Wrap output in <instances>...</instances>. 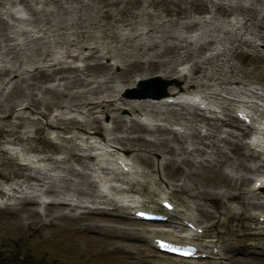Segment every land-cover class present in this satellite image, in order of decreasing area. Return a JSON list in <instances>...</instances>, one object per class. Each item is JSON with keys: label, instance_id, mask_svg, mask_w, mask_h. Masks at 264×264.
I'll return each instance as SVG.
<instances>
[{"label": "rangeland", "instance_id": "374dc122", "mask_svg": "<svg viewBox=\"0 0 264 264\" xmlns=\"http://www.w3.org/2000/svg\"><path fill=\"white\" fill-rule=\"evenodd\" d=\"M36 1L29 0L34 7L40 5L41 7H49L52 9L50 16H59L60 19L63 13L70 14L71 16H68L70 18L80 12L85 17L91 15L94 21L98 18L103 23L102 11L105 8H110L116 16H119L116 7H112V5L109 7L104 6L101 0H51L52 3L49 2L47 4L42 2L44 0L40 2L38 0V3ZM198 2H202V6L204 4L209 11H201L199 14L196 10L199 11L201 9L193 10L190 8L191 5L197 6ZM217 2L223 3L227 8H230V5L235 8L242 6L249 8V11L245 13L244 11L233 9L232 15L225 17L222 16V12L213 11L211 4ZM259 2V0H185L181 5L189 9V14L194 19H203V17L208 19L209 13L213 14L217 25L218 22L223 23L228 19L232 21L233 19L241 18L242 15L245 17H251L252 15L254 23L251 24V29L253 34L264 35V2L263 5ZM152 4L149 8L154 13L152 18L154 22L159 20V16L166 19L167 16H165L164 10L168 7H174V9L179 7V5L175 6L170 0H152ZM118 5L119 7L124 5V7L126 6L132 11H138L137 7L150 4L147 0H137L127 4L125 1H119ZM3 6L23 10L25 18L32 16L19 0H0V10ZM174 17V15L171 16V18ZM90 18L84 19L83 25L88 30L95 31L94 33L98 37L101 35L106 40L103 41L106 44L114 45L116 41L108 39L98 28L93 29L90 27L88 23ZM64 21L65 17L61 19V23H64ZM12 22V20L9 21L10 24ZM164 28L165 31L170 32H175L178 29L172 24ZM191 28L183 30V32L188 37L195 39L196 34L191 36L189 31L192 30L193 32L199 26L194 25ZM204 28L207 33L200 38L197 37L194 43L191 44L190 41H149L154 42L155 46L147 51L145 58L164 61L166 66L169 65L170 68H174V70L170 71L171 76L169 78H162V80L169 82L166 90L176 89L174 80L179 68L180 73L183 74L179 73L182 77V82L192 83L195 79H198L204 83L213 84V81L202 78L201 74L205 64H202V69L200 70H193V67L196 62L199 63L204 55L207 56L210 52L227 47L230 61L237 69L245 71L243 75L247 80H244V82L250 83L247 86L244 85L245 87L240 90L251 89L252 86H255L259 91L264 92V61L259 56L264 54V42L254 41L255 46L258 48L256 51L251 45L238 44L239 42H231L224 39L226 35L223 31L216 29L217 27H214L213 24H207ZM108 31L111 32V29H106L105 33H108ZM164 34V32L155 33V35L161 37H164ZM247 34L244 36H247ZM18 36L15 34V40H19ZM120 37L122 38V35ZM211 37H217V41H207ZM83 39L85 40L86 37ZM144 39L150 38L145 37ZM124 41H135V38L130 35ZM90 42L89 40L81 41V43L85 44ZM145 42L147 43L148 41ZM178 42L187 44L191 52L190 59L182 58L184 51H180L177 48L164 49L166 45ZM5 43H8V41L0 33V62L13 58L7 51L4 53ZM201 43L203 45L200 46ZM21 45L20 43L16 54ZM59 45L62 48L65 43H59L55 46V41H28V47L23 50L27 53L25 67L29 69L25 72V79L4 84L3 82L1 83L0 78L1 108L11 106V101L18 102L21 97H24V102H28L30 105L29 109H25L21 119L14 116L9 117L6 120L7 123L3 125L2 131H0V188L3 190V193L0 194V264H220L217 262L220 259H225V263L230 264H264V235L252 237V233L257 229L254 227L262 225L264 221L258 219L259 213L264 214V190L262 193L257 194L249 191L253 179L260 174H264V155L249 158L246 154V156L240 158L238 153L248 152L242 144V141L245 142L248 136H242V133L234 125L230 127L222 126L220 119L209 117V112L197 109L196 105L188 106L185 109H180L178 106L162 105L157 106L158 108L163 107L160 109L162 112L147 110V113H133L127 109V106L118 105L117 101H120V99H117L115 103L119 108L112 110L111 114L110 111L106 113L107 110L102 106L96 107L93 113H88L87 108L72 110L63 108L60 111L54 106V103L56 101L65 102L67 98L63 96L71 93L83 94L84 92L85 95L94 101L100 97H106L100 95L109 94H114L112 95L113 97L120 96L124 100H130L140 99V97L135 95L136 91L134 90L140 87L137 83L138 80L134 86L127 87L128 82H120L116 78L112 82L105 84L103 80L106 75L102 74V71L94 69L81 70L76 73L91 81V84H88L89 86H96L100 89L96 94L86 91L87 87L84 84H72L70 80L64 84V79L55 78L57 74L50 79H45L36 72L35 68V65L43 66L45 62L38 61L33 64V61L40 52H53L60 47ZM9 46L10 44H8L7 49ZM39 46L42 50L37 48ZM122 50L124 53L129 51L136 52L135 49L129 48H123ZM162 50L164 51L162 52ZM160 52L162 53L157 55ZM67 60L72 65L80 68L83 67L85 62L93 63L98 61L102 64L109 62V60L101 58V56L86 60H73L70 57ZM114 61V59L111 60L112 63ZM183 62L187 64L186 68L181 71V67L177 66ZM158 69L147 67L141 72L151 71L148 77H152L157 75L154 73L161 71ZM112 71L118 73L122 70L118 67H113ZM62 73L71 76L74 72L63 71ZM66 84L67 87H65ZM112 85L120 89L112 91ZM47 87L54 88L57 92L49 91L46 89ZM230 87L236 89L238 85L233 83ZM193 89L197 90L198 88L195 87ZM205 90L213 92L211 87ZM127 92L128 94H126ZM62 93L65 95H62ZM239 93L221 91L219 98H210L213 104L219 105V109L228 108L226 119L231 120L235 125L238 121L234 111L237 107H242V104L238 102L234 106V103L230 104L229 102L232 99L235 102L236 98L242 99ZM35 100L40 101L39 105H35ZM43 102L48 105L45 107ZM38 111H49L47 118L52 122L55 120L56 113L61 114L62 119L59 120V123L62 124L61 126H74L67 121L69 117L75 118L74 120H81L85 130L73 128L71 131H67L59 127L57 129L49 128L48 130L43 125L44 118L39 115ZM183 112L185 115L182 114ZM198 114L210 118V120H205ZM110 115L113 120L119 117V124L116 125L115 121L112 122ZM216 115L220 118L223 117L221 110ZM95 116L99 117L102 124L99 133H94L95 125L97 126L99 123V119H97L96 123L92 121ZM33 120H37L43 125V137L39 138L36 136L37 132L34 130ZM2 121L5 120L0 118V122ZM146 121H152L157 123L158 126L167 127L177 133L173 131L176 134L174 135L169 131L146 130L142 127L145 124L142 122ZM246 128L248 129V127ZM228 132H231L235 137H230ZM251 132L252 129H250ZM205 133H210L215 135V137L203 136ZM15 134H30L34 138L29 143L24 141L16 142L14 140ZM85 134L90 135L89 139L91 140L97 139L96 135L104 136L119 151L125 147L129 148L127 156L133 165L135 173H122L116 168L114 170L108 169L109 174L107 176L113 175L119 180H115L112 183L115 187H126L132 194H138L139 196L135 197L139 200L138 206L154 207L160 210L163 209L160 201L161 196L164 195L163 190H167L166 195L168 196L166 199L173 203L175 209L180 212L186 211L196 225L204 228V232L198 234L199 238L197 240L193 239L192 243L207 244L210 240H215V242L219 243L223 253H213V256L198 257L191 261L183 260L180 263L175 257L157 253L153 242L149 241L147 236L145 237L144 235L149 233L148 231L169 230L177 234L180 239L186 234V227L183 224L172 228L168 225L157 223H140L136 222L135 219L129 218V220L121 218L119 222L113 219L110 214L112 213L111 206L115 200H112L110 204L107 198L105 200L97 195L103 188L99 185L90 187L87 184L89 179L96 177L92 174L97 171V159L78 162L68 153L65 147L72 146L73 151H70V153L74 152L76 155L78 153H90V149H82L85 145L78 146V143L84 139ZM200 136L203 137L200 138ZM70 137L71 141H63ZM222 137H226L227 142L230 144L221 141L220 138ZM142 141L147 144H143ZM235 144L240 147L235 146ZM32 145L35 150L26 151L24 154L16 155L14 152L7 150L9 147L23 149ZM36 148L40 149L36 150ZM2 149L3 151H1ZM113 153L117 152L113 151ZM44 154L61 161H43L41 162V164L45 165L43 170L28 165L26 168H20V165L25 161L23 155L36 158ZM64 157L70 158L64 160ZM148 160L151 161L150 164H147ZM238 161L243 165L249 166V169L241 168L238 165ZM136 172L138 175H136ZM37 173L40 176H48L49 183L54 184L55 189H59V193L43 192L40 187L32 183V180H24L27 174L38 175ZM98 173L100 176L103 174L99 171ZM61 185H67L69 190H60ZM75 189L92 192V195L75 192ZM33 191L37 195L41 193L49 201L44 202L40 197H37L36 201L29 200ZM8 195L10 196L9 198L7 197ZM59 200L77 201L80 205L74 206L73 209L67 206L54 207L53 202ZM132 205L131 203L130 206ZM125 207L118 210L120 214L126 215L124 212ZM95 208L108 210L107 218L105 220L89 219L84 214L86 209ZM239 212L245 216L244 222L249 229L246 230L244 225L242 226L238 220L228 219V215L238 214ZM89 223L92 225L88 226ZM118 224L120 229L117 228ZM166 224H169V222ZM126 228L129 231H136V239L132 240V242H128V238H117ZM257 230L264 234V228ZM157 234L155 233L154 235ZM127 236L129 235L127 234ZM180 240L184 241L185 239ZM244 243L248 245L242 250V253L233 250L234 247Z\"/></svg>", "mask_w": 264, "mask_h": 264}, {"label": "bare ground", "instance_id": "6f19581e", "mask_svg": "<svg viewBox=\"0 0 264 264\" xmlns=\"http://www.w3.org/2000/svg\"><path fill=\"white\" fill-rule=\"evenodd\" d=\"M21 1L27 10H29V14L31 13V17H26V18H19L17 14L21 13V9L19 8H11V7H2L0 10V33L3 34L6 37V40L8 43L4 44V53L7 51L8 54L12 55L11 60H2L0 62V78H1V83L3 82L4 84L11 83L12 81H19V80H24L25 79V72L29 70L27 67H25V61L27 58V53L24 52L23 50L28 47V41H55V46L58 45L59 43H65V46L61 48V46L55 51L50 52V51H43L38 54V57H36L33 61V64L41 61L45 62L43 66L40 65H35L36 72L39 73L42 77L45 79H50L53 77V75L57 74L55 78L59 79H64L65 83L66 81H69L72 84H84L86 85V91L91 92V93H98L100 91L99 88L96 86H89L88 84H91V81H88L85 77L79 76L76 72L81 71V70H100L102 71V74L106 75L105 79L103 80V83H108L112 82L113 80L118 79L120 82H128L126 85L127 87L134 86L137 80L139 79H144L150 76V72L148 70L141 72L145 68H159L158 70H161L157 73L158 76L161 78L167 79L169 78L170 71L174 70V68H170L169 65H165L164 61H159V60H151L145 58V55L148 50H151L154 48L155 43L154 42H149V41H190L191 43H194L195 39L200 38L203 34H206L205 30V25L207 24H213L214 27H217L216 29L223 31V33L226 35L224 39H227L231 42L236 41L240 43H243L245 45H251L252 48L255 50L258 48L255 46L254 41H263L264 42V35L261 34H253V31L251 29V24L254 23L253 16L251 17H245L242 15L241 18H236L231 20L224 21L223 23H219L218 25L216 24L215 17L213 14L209 13V18L206 19L203 17V19H194L190 16L189 14V9L185 8L181 3H184L185 0H170L176 5H179V7H168L167 9L164 10L166 19H163L162 17L159 16V20L154 22L152 21L154 13L152 12V9L149 8V6L153 5L152 0H147V2L150 5H141L137 7L139 9L138 11H132L124 7V5L120 6L118 5L119 1H125V3H133L136 2L137 0H101L104 6H111L116 7L119 16H116L110 8H105L102 11V18L104 19V22L101 23L98 18H96V21L93 20V17L91 15H88L85 17L84 14L78 12L76 16L68 17L71 16L70 14L63 13L61 15V19L65 17L64 23H61V19L59 16H50V12L52 9L49 7H34L31 5L29 0H19ZM42 0H39V2ZM262 5L264 0H259ZM38 3V0L36 1ZM42 2H45V4L51 2V0H44ZM213 7V11L215 10L216 12H222V16L229 17L232 15L234 12L233 9H237L241 12H247L249 11V8L246 7H237L235 8L233 5H230V8H227L223 3L217 2L214 4H211ZM141 7V8H140ZM191 9H201L199 11L196 10L200 14L201 11L203 12H208V8L203 4L202 2H198L197 6H190ZM136 9V10H137ZM3 10V11H2ZM70 10V9H68ZM174 15V18H171V16ZM91 17V18H90ZM90 21L88 22L90 27L93 29L98 28L104 34L108 37V39H111V41H116L114 45H109L106 44L103 41H106L102 36L100 35L99 37L97 36L95 31H90L86 28V26L83 25L84 19H89ZM12 20L13 22L10 24L9 21ZM54 20V21H52ZM179 20V21H178ZM178 27L177 31L175 32H170V31H165V26L170 24ZM108 24V25H106ZM194 25H198L199 28L195 29L197 30L196 38H190L188 35H185L183 30L186 29H192L191 27ZM111 29V32L108 31V33H105L106 29ZM197 28V27H195ZM9 29V30H8ZM182 29V30H181ZM235 29V30H234ZM9 31V32H8ZM121 31V32H120ZM127 31V32H126ZM158 32H164V37L157 36L155 33ZM189 32H192L190 30ZM94 33V34H93ZM249 35H248V34ZM15 34L19 35V40H15ZM247 34V36H244ZM122 35V38L120 37ZM130 35H132L133 38H135V41H124L126 40ZM86 37L84 40L83 38ZM145 37H149L150 39L145 40ZM153 37V38H152ZM100 38H102L100 40ZM222 38V37H221ZM217 37L213 38L211 37L207 41H215ZM89 40L91 41L90 43H81V41H86ZM16 41V42H15ZM22 41V42H19ZM145 41H148L147 43ZM217 41V40H216ZM20 43L22 44L19 48L18 53L16 54V50L18 49ZM8 44H10L9 48L7 49ZM203 45L202 43L200 46ZM72 47V48H70ZM39 50H42L41 47H37ZM123 48H129V49H135L136 52H123ZM169 50V48H177L178 50L184 51V54L182 58L188 60L191 57V52L189 50V47L187 44H182V43H173L172 45H166L164 49ZM14 49V50H13ZM87 50V51H84ZM210 50V49H208ZM256 50V51H257ZM164 50H162L163 52ZM162 52L158 53L157 55H160ZM257 54V53H254ZM259 55V54H258ZM105 58L106 60H112L114 59V63L108 62L105 64L99 63L98 61H94L93 63L90 62H85L83 64V67H77L72 65L71 63L68 62V58H73V60H86V59H91L94 57H100ZM263 61H264V54L259 55ZM184 64H187L185 62L179 63L177 67L182 66ZM202 64L204 65L203 71H202V78L206 80L213 81V84H207L202 81H199L198 79H195L194 82H182V77L179 74L180 69H178V73L176 74L175 78V90H167V94L162 96L161 98H138V99H130V100H124L123 98L118 97H113L112 95L114 94H109V95H100V96H106V97H100L97 100H92L89 96L85 95L84 92L83 94H76V93H71L68 95H65L62 93L64 98H67L65 102L62 101H56L54 103V106L58 108L60 111L63 108L72 110V109H79V108H87L89 111L88 113H93L95 108L98 106H102L106 111V113H109L108 111L112 110H117L119 107L116 106L115 101L117 99H120V101H117L118 105L123 104L124 106H127V109L130 112L133 113H141V112H146L147 110L151 112H162L160 110L163 107H157V106H162V105H171V106H178L180 109H185L188 108V106H192L193 103L192 101H187L184 99H180L181 94H185L186 96L196 94L197 96H200L201 99L204 101H198L196 104V108H198V104L203 103L204 106H208L209 109H211V113H209L211 116L210 117H215L221 120V125L230 127V126H235L239 129L240 133H242V136L248 135L250 132V129H255L250 137V141H242L243 147L248 150V152L238 153L240 158L242 156H246V154L249 156V158H255L257 156L264 155V131L262 133H259L256 131L257 127L264 128V92L259 91L258 88L255 86H252L251 89H243L240 90L242 87L247 86L248 82H244V80H247L246 77L243 75L245 74V71H240L237 69V67L230 61V57L228 56L227 53V47H223L221 50L217 49L213 52H210L207 56L204 55L199 63L196 62V65L193 67V70H200L202 69ZM113 67H118L121 69V72L115 73L112 71ZM209 67V68H208ZM49 73H48V72ZM63 71H72L74 72L71 76L63 74ZM148 71V72H147ZM141 72V73H138ZM241 72V74H239ZM182 75V74H181ZM186 77V76H184ZM237 84L238 87L234 89L233 87H230L231 84ZM245 85V86H244ZM67 87V84L65 85ZM197 87V90H194L193 88ZM212 88L213 92H207L205 89L206 88ZM220 87V88H218ZM11 88V87H10ZM49 91H54L55 93L57 92L54 88H46ZM45 89V90H46ZM112 91H118L120 88H116L115 86H111ZM221 91H225L228 93H238L241 94L242 99H234L230 100V104L234 103V106L236 103H241L242 107H237L235 110H243V112H246L250 116V123L247 125L246 122L242 119H239L237 116L236 119L238 123L236 122V125L233 124V122L229 119H226V115H228L227 107L221 108V113H222V118H220L218 115H216L214 112L215 110L214 107H219L217 104H213L211 99H216L219 98V94H221ZM237 94V95H239ZM135 98V97H133ZM24 97H21L18 102H12L11 101V106L9 105L7 108H1L0 107V118H3L5 121L0 122V131H2V127L4 124L7 123V119L11 116H14L18 119H21L23 116V113L25 109H29L30 105L28 102H24ZM172 100V102H169V100ZM72 100V101H71ZM36 103L35 105H39V100H35ZM46 102H43V105L46 107L48 104H45ZM199 104V105H200ZM236 111V112H237ZM17 112V113H16ZM21 113V114H20ZM31 113V112H30ZM39 115H41L44 118L43 125L46 126V128L49 130L50 129H57L58 127L61 129H66L67 131H71L73 128H78L79 130H85V128L82 126V121L81 120H74L75 118L69 117L67 118V121L71 122L72 125L74 126H61L62 124L59 123L62 119L61 114L56 113L55 114V120L49 121L47 118V114L49 111H38ZM185 115V113H182ZM205 120H210V118H206L203 115L198 114ZM231 115V114H230ZM232 116V115H231ZM110 120L112 122H116V125L119 124L120 118L112 119V116L110 115ZM97 119L99 117L95 116L92 121L94 123L97 122ZM82 122V123H81ZM32 123L35 125V131L36 136L39 138L43 137V125L40 124L39 121L33 120ZM145 123L142 127L146 130H157V131H169L176 135V131H172L167 127H162L158 126L157 123H154L152 121L148 122H142ZM246 124V125H245ZM65 125V124H64ZM253 125V126H251ZM102 127V124L99 119V123L96 126L95 125V131L94 133H99L100 128ZM248 127V129L246 128ZM43 131V132H42ZM86 133V131H84ZM38 134V135H37ZM208 134V135H207ZM184 135V134H183ZM228 135L230 137H235L231 132H228ZM203 136H209L210 138H214L215 135H212L210 133H205ZM203 136H200L202 138ZM14 140L16 142H21L24 141L25 143H29L32 141L34 138L33 135L30 134H15ZM89 137L90 135L85 134L84 139H82V143L78 144V146L85 145L93 151V153L90 154H75L73 151L72 146H65L67 148L68 153L78 162H83L84 160L92 161L94 159H97V166L98 170L103 173L102 179L95 181L94 179H89L87 181V184L91 186H97L98 184H103L111 179L113 181H119L116 176L109 175L110 179L106 178V176L109 174L108 168L109 166L112 168L113 167H119V161H124L127 166H129L130 169H132V165L127 163L126 161L128 160L127 152L129 151V148H123L121 151L119 149L114 148L113 145L105 139L104 136H98L96 135L97 139L95 140H90ZM63 140V138H62ZM78 140V139H77ZM221 141L227 142L226 137L220 138ZM8 141V140H6ZM64 142H69L71 141V137L69 139H64ZM143 144H147L146 142L142 141ZM229 143V142H227ZM230 144V143H229ZM235 146L240 147L238 144H235ZM234 146V147H235ZM40 148H36V150H39ZM112 149V150H111ZM35 150V148L32 146L19 149V152L25 153L26 151H31ZM95 150L97 151V154H95ZM250 150V151H249ZM3 151V149L1 150ZM99 151V152H98ZM114 152H121L120 155H115ZM112 152V153H111ZM66 160L67 158L70 157H64ZM238 158V157H237ZM39 162L43 161H48L52 160L53 162H58L61 161L60 159L54 158L50 155H42L40 157H37L36 159ZM147 164H150V160L147 161ZM238 165L241 166V168L249 169V166L243 165L238 161ZM27 165H20V168H26ZM261 167V166H259ZM37 169H40L38 166ZM258 170V169H255ZM134 172V169L132 170ZM135 173V172H134ZM38 174V173H37ZM136 175L137 172H136ZM264 175V174H263ZM141 177H143L142 174H140ZM48 177V176H47ZM46 175L40 176V174H27L24 177V180H32V183L36 184L40 189H42L43 192H52V193H59V189H55L54 184L49 183L48 178ZM256 180H259L261 185L258 188H255L254 186L249 188V191L257 194V193H262L260 191L261 189L264 188V176H258ZM255 180V181H256ZM254 181V182H255ZM167 184V183H166ZM164 184V185H166ZM62 191H67L69 190V187L67 185H61L60 186ZM111 192L115 196H125L128 195L127 200H129V203H134V202H139V200L135 197L139 196L138 194L133 193L132 195L130 194L131 192H126L127 189H122V188H117L114 185H111ZM151 191H153L151 189ZM75 192L79 193H84V194H89L92 195V192H86L81 189H75ZM167 190H163L164 194H167ZM3 193V190L0 188V194ZM100 198L106 197V195L98 193ZM72 196V195H71ZM8 198L10 197L9 195L7 196ZM38 195L35 191L32 192L30 195L29 200H34L36 201ZM208 197V196H206ZM65 198V197H61ZM105 199V198H104ZM107 199L110 201L109 203L111 204L112 200L107 197ZM106 200V199H105ZM163 200V198L161 199ZM54 207H62V206H67L70 209H73L74 206H79L80 204L76 201H69V200H59L57 202H53ZM129 203L127 204L126 209H124V212L126 215H122L119 213V209H123L124 206L123 204H115L113 203L111 206L112 213L110 214L113 219H115L117 222H119V219H135L136 222L140 223H152L144 220L137 219L133 217L130 211L134 208H131L129 210L130 206ZM129 208V209H128ZM109 211L105 210L104 208H95V209H86L84 211V214L89 218V219H97V220H105L107 218ZM170 217L173 219L168 220L170 227H179L182 225V221L186 218H190L188 213L186 211H177L174 209L173 211L169 212ZM31 214V213H29ZM260 216H264L263 213H259ZM228 219H235L238 220L241 225L245 227V229H249L247 225L244 222L245 216L242 215L241 212L238 214H233V215H228ZM128 219V220H129ZM112 220V219H111ZM190 220V219H189ZM133 221V220H132ZM130 222V221H129ZM122 224V223H120ZM158 224H164L163 223H158ZM220 224V223H219ZM259 224V223H258ZM92 224L89 223L88 226H91ZM178 225V226H176ZM113 226V225H110ZM117 228L120 229V225H117ZM181 228V227H180ZM254 228L257 229H263L264 224L260 226H255ZM256 231L252 233V237H257L264 235L262 232ZM148 230V229H147ZM121 235H119L117 238L119 239H127L128 242H132V240L136 239V231L132 230L129 231L127 228L123 230ZM186 231V230H185ZM149 235H144L145 237L147 236V239L149 241H153L155 237H168L170 236L171 240H179V236L169 230L165 231H148ZM187 234L189 236H182L181 238H185V243H191V239L197 240L199 238L196 233H193L191 231L187 230ZM155 233H158V236H154ZM127 234L129 236H127ZM167 234V235H166ZM153 236V237H152ZM111 239L112 236H110ZM172 241V240H171ZM208 246L210 248H216L215 254L223 253L221 250V247L219 243L215 242V240H210L208 243ZM207 244H202L198 243L199 247L198 252H204L207 255L212 256L214 252L210 251L207 249ZM206 245V246H204ZM248 244H241L233 248L234 251H238L242 253V250L247 246ZM202 248V249H200ZM159 253V252H157ZM160 255L164 256H170L169 254L165 253H159ZM173 257V256H172ZM223 257V255H222ZM177 261L180 263L185 260L186 258H178L175 257ZM225 258V257H223ZM190 260V259H189ZM225 259H220L217 262L220 264H230V263H225ZM191 261V260H190ZM175 264V263H172Z\"/></svg>", "mask_w": 264, "mask_h": 264}, {"label": "water", "instance_id": "95a60500", "mask_svg": "<svg viewBox=\"0 0 264 264\" xmlns=\"http://www.w3.org/2000/svg\"><path fill=\"white\" fill-rule=\"evenodd\" d=\"M137 83L140 88H135L134 90L136 91L135 95L140 98L162 97L167 94L166 87L169 84L168 81L162 80V78L157 75L140 79ZM126 94H128V92Z\"/></svg>", "mask_w": 264, "mask_h": 264}]
</instances>
